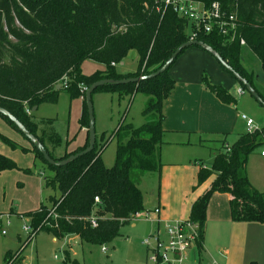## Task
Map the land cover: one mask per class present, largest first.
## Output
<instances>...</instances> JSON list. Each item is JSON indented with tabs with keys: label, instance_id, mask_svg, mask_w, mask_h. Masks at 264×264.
<instances>
[{
	"label": "trees",
	"instance_id": "trees-1",
	"mask_svg": "<svg viewBox=\"0 0 264 264\" xmlns=\"http://www.w3.org/2000/svg\"><path fill=\"white\" fill-rule=\"evenodd\" d=\"M191 1L206 6L219 2L223 10L236 16L238 28L233 39L218 30L197 32L195 39L217 50L264 98L253 75L240 62L241 40H244L259 58L264 71V0ZM195 31L193 21L180 16L172 5L165 6V0H0V106L12 112L35 134L52 158H67L87 147L89 133L83 146L57 156L53 147L60 144V138L46 130L39 134L40 124L33 111L27 113V108L33 110L42 103L57 102L67 78L71 98L84 97L79 122L81 127L88 128L86 92L81 86L90 87L104 78L122 79L155 72L179 45L192 39ZM133 49L139 55L138 70L118 72L115 65ZM86 59L103 63L106 69L85 75L81 65ZM177 59L154 78L139 83L105 85L94 91L116 92L120 97L141 92L149 97L144 109L149 120L139 127L122 123L115 131L119 141L112 167H108L102 157L107 144L106 133L97 136L96 146L90 153L64 166H55L49 164L33 144L32 149H28L0 132V138L9 146L34 152L36 159L44 164V172L48 171L46 187L60 193L49 197L51 205L41 203L37 209L26 213L32 233L46 230L56 238L77 235L82 241L103 245L112 242L120 234L121 226L135 213L144 211L143 192L137 182L141 174L161 171V150L165 143L163 106L176 85L170 70ZM203 83L221 102L237 103L226 87L215 84L206 74ZM263 136L264 131L244 132L232 144L225 139L210 164L201 163L194 189L212 176L214 180L190 210L189 218L201 225L200 249L203 248L207 208L216 192L231 195L233 221L264 223V191H259L248 175L249 157L261 145ZM16 168L19 166L12 158L0 153V172ZM96 197L100 202L95 201ZM93 214L98 216L96 227L86 220ZM32 233L16 253H6L5 264H25L24 245L31 241ZM76 264L79 263L76 261Z\"/></svg>",
	"mask_w": 264,
	"mask_h": 264
},
{
	"label": "rangeland",
	"instance_id": "rangeland-1",
	"mask_svg": "<svg viewBox=\"0 0 264 264\" xmlns=\"http://www.w3.org/2000/svg\"><path fill=\"white\" fill-rule=\"evenodd\" d=\"M240 59L246 70L253 75L259 91L264 95V71L259 58L250 48L242 45ZM138 61V52L133 49L125 59L117 64L116 70L120 73L135 72L139 67ZM81 68L85 75H92L95 72L104 71L106 65L86 59ZM220 71L225 72L232 80L233 86H230V91L237 98V103L231 105L233 108L231 119L238 125L232 132L229 130L225 133L209 132L200 135L175 131L167 133L164 141H168L169 144H164L162 147V162L165 164L162 170L141 174L137 182L143 192L144 211L154 210L161 204L162 212L165 209L166 212H174L186 201L188 194H190L188 200L193 199L209 180L194 189L196 186V178L193 176L194 169H199L201 163L204 162L206 165L210 164L218 149H221L223 140L226 139L228 143L232 144L236 141L239 133L246 132V125L240 117L241 114L252 118L259 132L264 131V104L259 102L221 66ZM204 74L211 79V71L204 72ZM240 88H243V94L239 93ZM209 92L216 98L210 90ZM148 98L141 92L131 97H120L116 92L104 91H96L93 94L96 133L98 137L102 133H106L105 142L107 144L102 157L108 167H112L116 161L119 138L114 135L115 131L122 123H131L135 127H139L147 122L149 116L144 115V109ZM83 107L81 97L72 99L68 90L63 88L59 92L57 102L42 103L39 109L34 112L35 119L41 127L39 133L42 134V131L46 130L60 138V144L53 147L57 156H61L66 150L77 149L85 143L86 131L81 128L79 122ZM0 123L6 125L8 131L0 129L1 133L18 144L32 149L30 140L1 115ZM190 136L192 137L189 139ZM262 140L261 145L249 157L248 174L255 179L258 177L264 180V161L261 159V152L264 151V136ZM47 144L49 143L47 142ZM49 147L52 148L51 144ZM0 153L12 158L19 166V169L0 173V214L2 215L0 264H5L6 253L9 251L16 253L28 239L29 230H26L25 227L30 226V220L26 213L37 207L40 202L51 205L49 197L60 193H55L46 187L45 175L48 171L44 172V164L36 159L34 152H26L20 147L13 148L0 138ZM168 161H175L178 163L176 166L182 167L172 169L173 167L167 165ZM9 173L11 175H6ZM212 177L214 180V176ZM133 223H136L135 227H133ZM257 224L264 228V223ZM2 229L7 231L6 235L1 234ZM154 230L150 219L137 218L123 224L120 234L112 242L103 245L82 241L73 235L56 238L50 232L42 230L27 245H24L23 256L27 264H76V261L79 264H153L147 260V251L142 240ZM256 232L259 236L263 229ZM261 238H264V235H261ZM263 241L264 239H257L254 244H249L240 264H264ZM209 242L212 244V252L215 254L219 245L225 247L231 244L230 249L233 251V244H225L224 239H220L217 235L216 229H213L212 233L210 231ZM104 247L107 248L105 252L103 251ZM222 251V249L219 250L217 255L212 253V257L204 256V259H216L219 263L226 264L225 258L220 256Z\"/></svg>",
	"mask_w": 264,
	"mask_h": 264
},
{
	"label": "crops",
	"instance_id": "crops-1",
	"mask_svg": "<svg viewBox=\"0 0 264 264\" xmlns=\"http://www.w3.org/2000/svg\"><path fill=\"white\" fill-rule=\"evenodd\" d=\"M217 62L218 60L211 53L198 47L188 48L177 59L175 66L170 70V75L176 80V85L169 98L165 100L163 106V111L165 114V120L163 123V127L165 129L164 137L166 136L167 133L173 131L179 133L191 132L194 133L195 135H200L209 132L225 133V132H229V130L230 132H232L235 126L238 125L237 123H234L231 119L232 111H233V108L231 106L232 104H225L221 102L217 97L216 98L213 97L203 83L204 72L211 71L212 81L218 84L222 83L221 85H223L230 91L231 88L230 86H233L232 80L225 72L220 71L221 65H219L220 64L219 62H218L219 64ZM115 66H117V64ZM230 83L232 84L230 85ZM81 98L82 100L84 99L83 96H81ZM39 107L40 106H38L36 110H38ZM36 110L34 109L32 110L33 114ZM6 127H7L6 125L0 123V129L4 130L5 132H8ZM81 128L86 131V140H87L88 128L87 127H81ZM240 134L241 133H239V135ZM191 137L192 136H190L189 139ZM164 144H169V142L165 141ZM74 150L76 149H72L70 151H74ZM262 152H261V157H262L261 159L264 161V155L262 154ZM161 161H162V150H161ZM164 165L165 164L162 162L161 170ZM167 165L173 167L172 169H174V167L177 168L182 167V166H176L178 165V163L175 161H168ZM200 168L201 165L199 169L195 168L193 171V176L194 178H196L195 179L196 184H197V177ZM6 175H11V173ZM248 175L251 183L259 191H264V180H261L256 176L255 177L257 179H255L250 174ZM212 178H210L203 185V189L197 192L193 199L190 198L188 200V196L190 195L188 194L186 197V201H184L182 205L178 206L176 211L166 212L165 209V211L162 212L161 210L159 216L163 220L189 218L190 213L189 216H187V213L190 212L193 202L200 195H202L207 189L210 188V185L213 182ZM230 200H231V195L228 193L216 192L212 195L207 208V221L205 226L204 240L202 244L203 248L200 249L198 245L193 247L188 252L184 264H196L197 261L199 260H204L207 262L216 261V259L214 260L204 259V256H209V257L213 256L212 244L209 242L210 231L212 233L213 229H216L217 235L220 237V239L221 238L224 239L225 244L228 243L233 244V251L230 249L231 244L225 247L219 245L216 249L217 250L216 254L213 253L214 255H217L219 250L222 249L223 251L220 252V256L225 258L226 264H240L243 258V254L246 253L247 246H249V244L251 243L254 244L255 240L257 239L259 240L264 239L261 238V235H264V228H262V226H259L260 224H257L260 222L233 221L231 217ZM41 203L43 202H40L39 205L32 210L37 209ZM160 207L161 204H159L158 208ZM154 210H150L152 211L153 214L152 219L157 218V215L155 214ZM151 222L153 223V228H155L156 222L152 220ZM132 225L133 227H135L136 223H133ZM259 229H263V232L258 236V233L256 231ZM73 236H75L76 239H80L77 235H73ZM24 262L25 264H27L26 259L24 260Z\"/></svg>",
	"mask_w": 264,
	"mask_h": 264
},
{
	"label": "built area",
	"instance_id": "built-area-1",
	"mask_svg": "<svg viewBox=\"0 0 264 264\" xmlns=\"http://www.w3.org/2000/svg\"><path fill=\"white\" fill-rule=\"evenodd\" d=\"M172 5L175 12H178L180 16L189 18L195 24L196 31L193 34L192 39H195L197 32H212L218 30L224 36H233L238 28V22L234 14H229L226 10H223L222 5L219 2H213L210 6H206L204 3H198L191 0H165V6ZM241 45H245V41L241 40ZM115 65V63H113ZM69 86L67 78L63 81V87L67 89ZM88 86H81V90L86 92ZM243 88L239 89V93L243 94ZM27 113H31V109H26ZM241 118L246 123V132L254 133L258 131L255 127L252 118L246 114H241ZM229 149V148H228ZM264 155V151L262 152ZM95 201L100 202L99 197L95 198ZM160 208L154 210L157 215L156 219H152V211H139L135 213L131 220L137 218H147L156 222L155 230L150 233L146 238L142 240L143 246L147 251V260L153 264H182L187 258L188 252L198 245L201 235V225L199 222L186 219L175 220H163L160 215ZM2 215L0 214V226L2 224ZM91 226L96 227L98 225V216L93 214L91 217L86 218ZM26 230H29L28 234L32 233L31 226H26ZM2 235H6L5 229L1 230ZM37 233H32L31 239L36 236ZM103 251H107L104 247ZM68 264V263H65ZM196 264H220L217 261L207 262L204 260L197 261Z\"/></svg>",
	"mask_w": 264,
	"mask_h": 264
},
{
	"label": "water",
	"instance_id": "water-1",
	"mask_svg": "<svg viewBox=\"0 0 264 264\" xmlns=\"http://www.w3.org/2000/svg\"><path fill=\"white\" fill-rule=\"evenodd\" d=\"M191 46H199L202 49L211 53L228 71L234 74V76L238 79V81L241 82L246 87V89L259 102L264 104V98L260 95V93L257 91L255 86H253V84L250 83L246 78H244L239 72L235 71L234 68L228 63L227 60H225V58L217 50H215L211 45H209L208 43L202 40L191 39L179 45L176 48V50L171 54V56L168 58V60L155 72H152L150 74L141 75V76H136V77L122 78V79L104 78V79L95 81L86 91V102H87L88 114H89V125H88L89 143L84 150L74 153L68 156L67 158L60 159V160H56L52 158L48 150L44 146V144L41 142V140L35 134H33L27 128V126L8 109L0 106V114L4 116L5 118H8L11 122L15 124L18 130L22 132L30 140V142L44 155V158L49 164L55 165V166H64L74 161L78 157L90 153L91 151L94 150L96 146L97 133H96V127H95L93 94H94V91L98 87L105 86V85H113V84L139 83L141 81L154 78L164 73L167 69H169L170 66L175 62L177 57L180 55V53L184 49L191 47ZM59 88H61V86H58V89ZM36 109L37 107L34 108V110Z\"/></svg>",
	"mask_w": 264,
	"mask_h": 264
}]
</instances>
